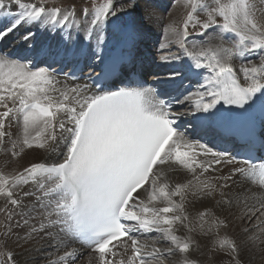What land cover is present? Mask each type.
<instances>
[{"label":"snow or ice","instance_id":"snow-or-ice-1","mask_svg":"<svg viewBox=\"0 0 264 264\" xmlns=\"http://www.w3.org/2000/svg\"><path fill=\"white\" fill-rule=\"evenodd\" d=\"M139 7L103 0L78 16L75 3L0 0V42L19 33L12 44L27 53L0 51V150L45 154L8 172L11 161L0 163V264H78L86 253L84 264L264 260V155L239 166L217 144L264 154V0H185V18L164 27L182 55L155 57L163 74L132 80L146 34ZM53 32L55 47L38 44ZM85 67L100 69L98 82L70 84ZM117 73L136 86L105 83Z\"/></svg>","mask_w":264,"mask_h":264},{"label":"bare ground","instance_id":"bare-ground-1","mask_svg":"<svg viewBox=\"0 0 264 264\" xmlns=\"http://www.w3.org/2000/svg\"><path fill=\"white\" fill-rule=\"evenodd\" d=\"M138 3L140 7L136 10L135 19L137 20V22L141 23L144 26L145 33H146L140 45L141 55L139 58L141 59V61L146 65V64H150L151 62H153L155 57H158L161 55H167L169 53L182 55L178 46H176L174 43H169V41L174 40V38H170L168 35L163 33L164 25L168 24L169 20L174 19V18H170V19L167 18L168 15L166 14V11H165L166 10L165 4H169L168 0H138ZM146 8L154 11L155 14L150 18L147 17L145 14ZM79 13H80V8L77 9L78 16H79ZM21 31H23V29H21ZM66 31L71 32L72 28L68 27ZM18 34L19 33H13L10 36H8V38L3 41L4 45L9 46L11 50H15L16 48H18V46H13L12 44L14 37ZM210 34H211V31H210ZM37 39H38V44L39 43H49L50 46L55 47L56 42H57V34L55 32L51 33V35H47V34L42 35L41 33H37ZM199 39L200 37H190L189 43L193 41L198 42ZM148 40L152 42V45H150V49H148V52L150 53V57L146 60L147 57H146V52H145L146 51L145 42ZM162 43L166 45V49L163 51L160 50V45ZM176 48H178V50H176ZM19 50H20V56L23 53H26L21 48H19ZM173 50H176V52L175 51L173 52ZM155 66L157 67V69L160 68L161 70L164 68V66L158 65L157 63H155ZM61 79L63 78L61 77ZM186 82L188 83L187 80ZM69 83L71 84L72 82L69 81ZM77 84H83V83L78 82ZM191 85H194L193 91H195L196 86H197V79L195 77H191ZM182 110H183L182 108H178V107L173 108V111H182ZM181 122H185L184 118H182ZM13 134L15 137V135H19L20 132L19 130L14 128ZM26 152H27V155L23 156L22 158L13 159L10 155L8 156L4 155L3 151L0 150V163L6 160L11 161L10 165L8 167L3 168V170L5 172L11 171L12 168L17 167V164H22L26 166L29 161H36L45 155L43 152H40L37 150H26ZM238 165L241 166L240 164ZM184 179L185 177L182 174H176V175H173L172 177L173 183L183 182ZM2 221H3V213H0V222ZM151 238L155 239L156 234H153ZM128 255H130V252L128 253ZM85 259H87V253L85 257L81 261L78 262V264H84ZM254 264H264V260H262L260 257L257 256L254 258Z\"/></svg>","mask_w":264,"mask_h":264},{"label":"rangeland","instance_id":"rangeland-1","mask_svg":"<svg viewBox=\"0 0 264 264\" xmlns=\"http://www.w3.org/2000/svg\"><path fill=\"white\" fill-rule=\"evenodd\" d=\"M209 3H211V0H208ZM73 3L76 4L77 9L81 7V5L86 6V7H91V5L93 3L96 4H100L103 3V0H45V4L47 7H62V8H66L71 6ZM169 4H165V11L166 14L168 15V19L170 18H174L177 19V21H182L188 10H190L189 7H185L184 3L185 0H168ZM197 15L199 16L200 20L203 21L206 19V14L203 11H200L197 13ZM218 20H220L221 18L217 17ZM165 27V25H164ZM189 31L191 32L192 29L190 28ZM197 32L200 31L199 28L196 29ZM163 33L164 29H163ZM170 38H174L171 35H168ZM192 37H198V36H192ZM150 45H152L151 41H146L145 42V47L146 49H150ZM176 50H178V48H176ZM176 50H173V52Z\"/></svg>","mask_w":264,"mask_h":264}]
</instances>
